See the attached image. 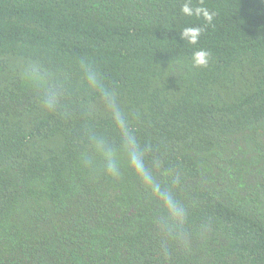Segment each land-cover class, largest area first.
Masks as SVG:
<instances>
[{"label": "trees", "instance_id": "16d2710c", "mask_svg": "<svg viewBox=\"0 0 264 264\" xmlns=\"http://www.w3.org/2000/svg\"><path fill=\"white\" fill-rule=\"evenodd\" d=\"M0 264H264V0H0Z\"/></svg>", "mask_w": 264, "mask_h": 264}, {"label": "clouds", "instance_id": "9594fccd", "mask_svg": "<svg viewBox=\"0 0 264 264\" xmlns=\"http://www.w3.org/2000/svg\"><path fill=\"white\" fill-rule=\"evenodd\" d=\"M200 55L201 59L198 61V64L199 66H204L207 63V54L201 53ZM88 79L92 84H95L96 78L94 75H90ZM45 103L50 106L51 100L46 98ZM133 162L137 167L140 178L151 187L153 194L161 202L162 206L168 209L172 215L180 216L181 210L178 208L172 194L162 189L159 185L153 184L151 174L144 169L142 163L138 160V158L133 157Z\"/></svg>", "mask_w": 264, "mask_h": 264}]
</instances>
